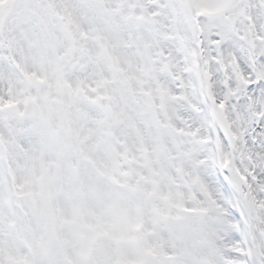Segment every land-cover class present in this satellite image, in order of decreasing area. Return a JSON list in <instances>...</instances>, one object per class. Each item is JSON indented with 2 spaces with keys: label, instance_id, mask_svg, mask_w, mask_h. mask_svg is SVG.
Segmentation results:
<instances>
[{
  "label": "snow or ice",
  "instance_id": "1",
  "mask_svg": "<svg viewBox=\"0 0 264 264\" xmlns=\"http://www.w3.org/2000/svg\"><path fill=\"white\" fill-rule=\"evenodd\" d=\"M0 264H264V0H0Z\"/></svg>",
  "mask_w": 264,
  "mask_h": 264
}]
</instances>
